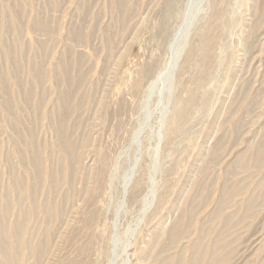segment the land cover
<instances>
[{"label":"rangeland","instance_id":"374dc122","mask_svg":"<svg viewBox=\"0 0 264 264\" xmlns=\"http://www.w3.org/2000/svg\"><path fill=\"white\" fill-rule=\"evenodd\" d=\"M0 264H264V0H0Z\"/></svg>","mask_w":264,"mask_h":264},{"label":"bare ground","instance_id":"6f19581e","mask_svg":"<svg viewBox=\"0 0 264 264\" xmlns=\"http://www.w3.org/2000/svg\"><path fill=\"white\" fill-rule=\"evenodd\" d=\"M190 1V0H189ZM192 2V1H191ZM201 2V1H200ZM193 4V3H192ZM195 4V2H194ZM193 4V5H194ZM197 4V3H196ZM202 4V3H201ZM193 7V6H192ZM187 8V7H186ZM200 8V7H199ZM196 9V8H195ZM187 11V10H186ZM190 11V10H189ZM197 11V10H196ZM191 12V11H190ZM190 12H188L187 14H189L187 17L186 20H184V22L180 25V28L177 32V34L175 35L174 39H173V42H172V51H173V59L171 61V63L169 64L168 68H167V71H166V74L165 76L163 77V82L164 83H167L169 82L170 84H172L173 82V79H174V75H175V66L178 62V59L181 55V52L182 50L186 47L187 45V42H188V39H189V36L191 34V30H192V26H193V23L195 21V18H196V14L193 15L191 14ZM196 13V12H195ZM163 123V122H162ZM161 144V143H159ZM158 144V145H159ZM157 148V147H156ZM159 149V148H158ZM160 152V150H159ZM137 168V166H136ZM132 181H133V178L130 182V185L132 184ZM129 185V187H130ZM127 195V193H126ZM126 197V196H125ZM125 200V198H124Z\"/></svg>","mask_w":264,"mask_h":264},{"label":"water","instance_id":"95a60500","mask_svg":"<svg viewBox=\"0 0 264 264\" xmlns=\"http://www.w3.org/2000/svg\"><path fill=\"white\" fill-rule=\"evenodd\" d=\"M133 182V181H132Z\"/></svg>","mask_w":264,"mask_h":264}]
</instances>
